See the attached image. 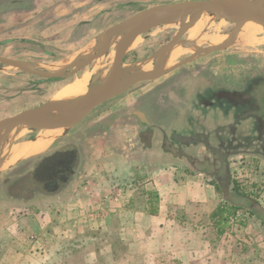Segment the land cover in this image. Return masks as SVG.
Returning a JSON list of instances; mask_svg holds the SVG:
<instances>
[{"label": "rangeland", "instance_id": "rangeland-1", "mask_svg": "<svg viewBox=\"0 0 264 264\" xmlns=\"http://www.w3.org/2000/svg\"><path fill=\"white\" fill-rule=\"evenodd\" d=\"M182 1L204 0H39L35 4V9H30L27 0H19V2L0 0V57L30 62L41 70H58L87 53L93 46L94 40L108 27L144 9ZM85 3H87V12L84 10ZM10 19L13 22L11 29L8 27ZM17 27L22 30L21 33ZM212 28L213 30H211ZM232 28L233 26L227 23L221 27L218 34L221 37L226 36ZM177 30L178 26H160L150 31L145 37H139V45L136 44V47L129 48L124 59L125 65L128 67L150 57L160 46L166 44L176 34ZM249 30L251 29L242 30L233 44L224 51L196 59L157 80L137 84L123 95L109 100L95 109L71 130H58L53 133L23 130L13 141L15 148L30 146L34 141L40 139L44 140L45 145L41 148L42 150L23 156H18L16 150H13L10 159L0 169V264H23L25 260L28 262L27 264H43L41 257L45 254L42 252L46 249V244L42 246L41 238L43 235L50 238L51 235H56L51 228L52 223L60 222L59 225L62 226L59 228L61 235L68 234L66 225L69 223L75 224L77 222L76 224L80 223L82 226L87 225L86 220L93 214L87 209V195L91 187L87 176L91 170L98 171L101 168L96 162L92 165L87 163L91 157L89 149L92 148L93 150V160L110 161L115 158L113 160L121 161L125 156L124 152L128 153L129 150L134 149L133 145L137 141L135 128L141 124L135 114L132 113L136 109L133 105L129 109L128 115L123 112H128V110L111 112V109L118 105L121 100L140 92H145L141 95V101H147L149 98L160 101L172 86L175 87L177 95H182L179 85H174L176 80L181 79L180 75L193 77L191 80L199 77L200 79L197 80H201V82V78H203L205 83L207 80L216 81L218 79L221 84L228 82L230 86H233L229 89L235 92L236 99L233 102H226L225 95L219 97L225 106L226 113L223 114L218 110V107H214L204 111L202 108L193 114L195 118L193 122L198 120L209 131L212 128L214 130L220 128L221 131L227 132L231 127L232 132H229L233 133L234 138L246 136L245 141H243L244 147L239 148L241 149V157L232 160L234 166L230 171V176L234 169L240 167L241 162L242 166L255 167V163L251 161L253 159L250 158L264 161V112L262 109L264 41L256 40L250 45L242 40L244 34ZM216 34L217 25L204 29L202 35L206 37V40L197 46L200 48L211 46L207 43ZM182 40H190L188 32ZM181 51V54L170 66L189 58L194 52L192 49H181ZM112 52L114 53V47L98 61L112 63ZM94 65L95 62L80 70L75 76L60 80H43L0 65V120L51 100L52 96L65 86L81 80L85 73L94 74L96 71ZM254 81H258V84H255ZM210 100L211 98L208 97V101ZM243 101L250 103V109L244 108ZM156 103L157 120L154 118L152 120L160 123L170 120V114L164 113L163 104ZM147 106V103H143L140 109L151 118ZM232 112L236 114L237 119L244 113H252V121H237L234 130L233 126L230 125ZM102 116L108 117L102 119ZM254 117L260 119L261 124L255 125ZM229 132H227L228 136H230ZM214 133L219 136L217 131ZM45 134L48 136L42 137ZM204 135L206 137L204 143L209 140L208 142L214 148L213 151L217 150L214 159H219L222 151L218 149L216 142L210 141V139L212 140L210 135ZM222 136L226 137L225 133ZM159 139L158 135L152 139V149L158 146ZM144 140L147 141V137ZM67 146L77 151L79 166L73 182L65 194L55 198L36 196L35 199L29 201L18 196L20 193L21 195L25 193L20 188L22 184H19L21 183L20 180L26 184L28 177L26 174H29L27 171L31 164L42 156ZM110 149L112 152H116L118 158L110 153ZM232 150H235L234 147ZM223 152L225 151L223 150ZM7 153L8 151L5 150L4 154L7 155ZM104 165L102 164V166ZM222 170H225V167ZM258 170L259 168L256 169V171ZM103 172L107 174L105 168ZM101 181L103 184L110 183V180H107L106 183L103 179ZM112 182L116 183L115 181ZM93 184L99 185L100 182L95 181ZM133 184L131 181L128 185L133 187ZM43 224L44 226L41 227ZM70 232L71 234L82 235L87 231L76 225V228L71 229ZM66 248L60 257V264H69L70 261H73L67 257L68 254L73 250L81 252V249L85 248V244L79 242L75 244V247L70 244ZM75 260L83 261L84 259L76 257Z\"/></svg>", "mask_w": 264, "mask_h": 264}, {"label": "crops", "instance_id": "crops-1", "mask_svg": "<svg viewBox=\"0 0 264 264\" xmlns=\"http://www.w3.org/2000/svg\"><path fill=\"white\" fill-rule=\"evenodd\" d=\"M8 23L11 29V19ZM179 77L174 85H179L182 95H177L172 86L160 101L153 98L141 101L145 92H140L111 109V112L128 110L123 111L128 115L133 105L137 111L132 113H142L147 123L138 119L141 124L135 128L134 149L124 152L121 161L93 160V150L89 149L91 157L87 163L101 166L100 171L91 170L87 176L91 186L87 209L93 214L86 220L87 225L67 224L65 235L60 234V222L52 223L56 235L51 238L43 235L40 240L42 246L46 244L41 257L43 264H60L66 247L70 244L75 247L79 242L85 248L68 254L74 261L69 264H264V199L258 204L251 197L237 194L230 176L232 160L241 157L239 148L244 147L246 136L224 143L228 130L215 127L216 130L209 131L198 120L193 122V114L202 108L204 111L218 107L226 113L219 97L225 95L226 102H233L235 92L229 90L233 86L228 82L221 84L218 79L205 83L203 78L202 82L197 80L199 77L195 80ZM156 102L163 104L170 120L162 123L152 120H157ZM143 103H147L151 118L140 109ZM247 116L237 119L232 112L230 125L235 130L237 121H252L251 114ZM224 133L226 137L222 136ZM204 134L211 136L210 141L216 142L219 150L227 151L224 161L221 157L214 159L217 150L213 151L209 140L204 143ZM156 135L160 137L159 144L152 149ZM110 153L118 158L116 152ZM250 159L259 168L253 181L258 193L264 195V161ZM221 162L225 163L222 167ZM102 179L110 183L103 184ZM95 181L100 184H93ZM131 181L133 187L128 185ZM76 225L87 232L69 233ZM76 257L84 260H75ZM27 263L25 260L23 264Z\"/></svg>", "mask_w": 264, "mask_h": 264}, {"label": "water", "instance_id": "water-1", "mask_svg": "<svg viewBox=\"0 0 264 264\" xmlns=\"http://www.w3.org/2000/svg\"><path fill=\"white\" fill-rule=\"evenodd\" d=\"M204 15H208L215 22L224 21L231 24L233 28L224 36L221 43L205 48H200L190 40H182L188 30ZM247 23L264 29V0L182 1L144 9L108 27L94 40L87 53L58 70H41L30 62L0 57L2 66L43 80H60L75 76L80 70L106 56L114 47L111 67L104 76L99 72H94L90 76L84 95L72 101L51 99L40 106L0 120V169L10 159L15 146L13 141L23 130L35 132L71 130L95 109L123 95L137 84L157 80L196 59L228 49L243 25ZM160 26H178V30L150 57L127 67L124 59L134 40L145 37ZM177 48L192 49L194 52L189 58L170 66L166 61L167 57ZM146 66H149L147 70L144 69ZM262 109L264 111V98ZM135 115L142 123H147L142 113L136 112ZM5 150L8 151L7 155L4 154Z\"/></svg>", "mask_w": 264, "mask_h": 264}, {"label": "flooded vegetation", "instance_id": "flooded-vegetation-1", "mask_svg": "<svg viewBox=\"0 0 264 264\" xmlns=\"http://www.w3.org/2000/svg\"><path fill=\"white\" fill-rule=\"evenodd\" d=\"M12 1L19 2V0ZM27 1L29 2V5L31 7L30 9H35V4L39 0ZM86 4L87 3L84 4V10H86L87 12ZM242 105L244 106V108L248 109H250L251 107L250 104L247 103V101H243ZM248 114L244 113L240 116V118ZM254 122L257 126L261 124L260 119H258L257 117H254ZM229 131L232 132L231 127H229ZM230 132L228 140H226L224 143H230L231 140H233V133ZM220 143L224 144L222 143V141ZM212 155L215 156V154ZM227 155V151L222 152V161L225 160ZM78 166L79 157L77 151L74 148L67 146L65 148L56 149L51 153L42 156L41 158L33 162V164H31V166L28 168L29 170L27 171V173L29 174H26V177L28 176L26 178V184L22 183V180H20L21 183L19 184H22L20 188H22L25 193L23 195H21L20 193L18 194V196L24 199L26 198V201L32 200L33 198L35 199L36 196L49 198L62 196L65 194V191L67 190L69 185L73 182Z\"/></svg>", "mask_w": 264, "mask_h": 264}, {"label": "bare ground", "instance_id": "bare-ground-1", "mask_svg": "<svg viewBox=\"0 0 264 264\" xmlns=\"http://www.w3.org/2000/svg\"><path fill=\"white\" fill-rule=\"evenodd\" d=\"M208 24H210V25H208ZM215 25H217V34L207 44L213 46V45L221 43L225 37L224 36L221 37L218 34V32H220L221 27H223V25H227V23L224 21L215 22L208 15H204L191 29L188 30V35H189L190 41L194 42L196 44L204 43L206 40V37L204 35H202L203 30L211 28L212 26H215ZM248 29H251V30L247 31L244 34V37H242V40H244L245 42H247L250 45L255 43L256 40L264 41V29L263 28L255 25V24H252V23H247V24L243 25L240 32L242 30H248ZM211 30H213V28ZM242 33H244V32H242ZM136 44H137V46L139 45V37L134 40V42L131 44L130 48L136 47ZM180 51H181V49L177 48L171 52V54L167 57V60H166L168 65L175 61V59L179 56V54H181L182 51L181 52ZM112 57H113V52L111 54V58ZM111 58H110V60H111ZM111 65H112L111 62L102 63V62H99L97 60L95 62V65H94V70H96L95 72H99V73L103 74V76H104L106 74L107 70L111 67ZM148 68H149V66H146V68L144 67L145 70H147ZM90 76H91V73H85L84 77L81 80L65 86L62 90L58 91L54 96H52V99L57 100V101H72V100H75L76 98H79L80 96L84 95L86 92L87 86L89 84V81H90V79H89ZM98 82H102V81H98ZM44 132L45 133H47V132L53 133L54 131H47V132L44 131ZM44 136H48V135L45 134L42 137H44ZM44 145H45L44 140L40 139V140H37V142L31 144L30 146L26 145V146H20L18 148H15V146H14L13 150H16V152L18 153V156H21V155L23 156V155H28L29 153H32V152L42 150L41 148Z\"/></svg>", "mask_w": 264, "mask_h": 264}, {"label": "built area", "instance_id": "built-area-1", "mask_svg": "<svg viewBox=\"0 0 264 264\" xmlns=\"http://www.w3.org/2000/svg\"><path fill=\"white\" fill-rule=\"evenodd\" d=\"M256 174V168L252 166H242V162L240 167H237L233 170L231 174L232 180H235L241 184V186L246 185L247 181L253 179ZM264 199V195L262 193H257L256 202L258 204H262Z\"/></svg>", "mask_w": 264, "mask_h": 264}, {"label": "trees", "instance_id": "trees-1", "mask_svg": "<svg viewBox=\"0 0 264 264\" xmlns=\"http://www.w3.org/2000/svg\"><path fill=\"white\" fill-rule=\"evenodd\" d=\"M224 164H225L224 162H221V166H223ZM255 168L257 169V166H255ZM253 180L254 179L247 181V184L243 186H241V184L235 180H232V182L234 184V191L237 194L244 196V197L245 196L251 197L255 201V203H257L255 199L257 197L259 188L256 187L257 183H255Z\"/></svg>", "mask_w": 264, "mask_h": 264}]
</instances>
